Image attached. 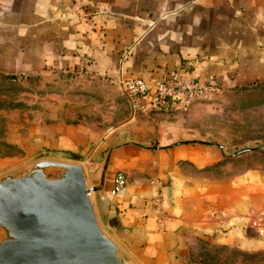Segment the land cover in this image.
Segmentation results:
<instances>
[{
  "label": "crops",
  "instance_id": "obj_1",
  "mask_svg": "<svg viewBox=\"0 0 264 264\" xmlns=\"http://www.w3.org/2000/svg\"><path fill=\"white\" fill-rule=\"evenodd\" d=\"M0 74L80 82L72 113L59 98L24 145L82 165L99 223L133 264H186L194 235L264 249V170L214 176L234 152L210 137L204 102L158 111L126 92L174 75L263 87L264 0H0ZM118 172L129 184L114 195Z\"/></svg>",
  "mask_w": 264,
  "mask_h": 264
},
{
  "label": "rangeland",
  "instance_id": "obj_2",
  "mask_svg": "<svg viewBox=\"0 0 264 264\" xmlns=\"http://www.w3.org/2000/svg\"><path fill=\"white\" fill-rule=\"evenodd\" d=\"M62 81L58 84L56 79H47L40 75L0 74L1 171L20 172L43 159L64 161L51 157L44 150L27 148L24 145V137L30 128L58 116L56 103L59 98L63 101L64 96L67 97L65 107L70 113L76 108L79 102L78 94L82 95L84 92L79 90L80 82L72 79H68L65 83ZM216 93L200 101L204 102L203 107H207V110L202 109L200 112L208 115L210 137L222 140L229 146L228 152L234 154L225 159L217 170L213 169L212 174L230 176L255 167L264 170V86ZM70 116L72 118L73 114ZM61 176L60 170L49 172L51 178ZM100 226L106 234H110L103 220ZM2 236L3 232L0 230V238ZM198 238L194 235L186 242L188 245L186 264H198L202 252V243ZM231 247L248 253L236 255L235 264H264V249L248 250L238 246ZM233 256L235 255L231 251H223L219 253L218 260L225 262Z\"/></svg>",
  "mask_w": 264,
  "mask_h": 264
},
{
  "label": "water",
  "instance_id": "obj_3",
  "mask_svg": "<svg viewBox=\"0 0 264 264\" xmlns=\"http://www.w3.org/2000/svg\"><path fill=\"white\" fill-rule=\"evenodd\" d=\"M60 170L59 178L49 177ZM82 165L0 170V264H133L100 226Z\"/></svg>",
  "mask_w": 264,
  "mask_h": 264
},
{
  "label": "built area",
  "instance_id": "obj_4",
  "mask_svg": "<svg viewBox=\"0 0 264 264\" xmlns=\"http://www.w3.org/2000/svg\"><path fill=\"white\" fill-rule=\"evenodd\" d=\"M153 87V88H152ZM219 90L214 77L206 80H188L182 76L174 75L167 79L156 81L153 86L142 78L129 81L126 84V92L136 98L138 102L142 98L150 96L152 110L172 111L187 107L193 102L210 98ZM129 184L128 177L123 172H118L115 177V185L112 194L121 193ZM159 210L158 223L163 228L167 215L161 207L160 200H156ZM223 211L212 208L211 215L215 218L224 216Z\"/></svg>",
  "mask_w": 264,
  "mask_h": 264
},
{
  "label": "trees",
  "instance_id": "obj_5",
  "mask_svg": "<svg viewBox=\"0 0 264 264\" xmlns=\"http://www.w3.org/2000/svg\"><path fill=\"white\" fill-rule=\"evenodd\" d=\"M199 241L202 243V252L200 254V259L198 258V264H228V262L229 264H235L236 255L248 254L240 249L227 245H213L202 239H199ZM223 251H231L235 256L228 258L225 262L218 260L219 253Z\"/></svg>",
  "mask_w": 264,
  "mask_h": 264
}]
</instances>
